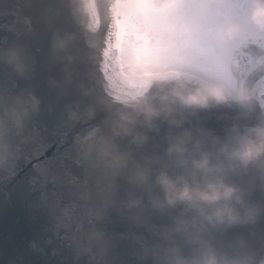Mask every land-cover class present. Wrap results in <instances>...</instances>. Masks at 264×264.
Returning a JSON list of instances; mask_svg holds the SVG:
<instances>
[{
  "label": "water",
  "instance_id": "1",
  "mask_svg": "<svg viewBox=\"0 0 264 264\" xmlns=\"http://www.w3.org/2000/svg\"><path fill=\"white\" fill-rule=\"evenodd\" d=\"M105 26L99 6L96 22L86 0H0V51H19L26 65L19 74L0 63V95L38 101L20 129L6 132L0 148V264H148L134 255L150 238L146 225L169 223L167 216L148 210L140 193L144 208L133 210L137 219L122 216L117 203L95 224L108 240L104 253L93 248L91 255L78 244L88 228L80 223L83 206L94 190V173L79 154L78 140L104 134L100 109L131 98L120 96L106 70ZM57 39L67 40L63 50H54ZM255 120L232 107L199 111L179 127L156 121L146 142L129 149L127 167L115 181L117 200L126 198L131 189L127 176L137 166L151 158L166 162L170 133L190 130L197 138L223 139L232 125ZM150 167L151 179L159 165ZM251 200L262 203L264 197L257 191ZM218 242L258 264L264 258V211L255 223L229 229Z\"/></svg>",
  "mask_w": 264,
  "mask_h": 264
},
{
  "label": "clouds",
  "instance_id": "2",
  "mask_svg": "<svg viewBox=\"0 0 264 264\" xmlns=\"http://www.w3.org/2000/svg\"><path fill=\"white\" fill-rule=\"evenodd\" d=\"M66 44L67 40L57 39L54 50H63ZM212 49L210 58L188 65L181 75L156 77L140 94L119 105L109 102L100 109L105 112L101 123L106 132L78 140L79 154L94 173V190L80 217V223L88 225L78 241L84 252L95 255L93 248L101 254L107 250L108 240L95 224L117 203L122 216L137 219L133 210H143L142 193L148 210L167 216L169 223L146 225L150 238L134 253L139 260L252 264L245 253L218 242V237L235 226L255 223L264 211V202L251 200L257 191L264 197V109L256 103L253 80L254 74L264 76V0H252L247 20L225 27ZM0 63L19 74L26 69L22 54L14 49L0 51ZM37 103L31 96L0 95V148L6 132L20 129ZM232 107L259 114L252 124L226 129L223 139L197 138L190 130L170 133L166 162L151 158L144 167L137 166L127 176L131 189L126 198L117 200L115 181L127 167L129 149L146 142V132L156 121L179 127L199 111ZM3 159L0 154V162ZM151 165H159V170L150 179ZM258 264H264V258Z\"/></svg>",
  "mask_w": 264,
  "mask_h": 264
},
{
  "label": "flooded vegetation",
  "instance_id": "3",
  "mask_svg": "<svg viewBox=\"0 0 264 264\" xmlns=\"http://www.w3.org/2000/svg\"><path fill=\"white\" fill-rule=\"evenodd\" d=\"M95 0H90L94 8ZM239 0H175L165 6L129 13L123 0H111L112 50L117 47L121 68L145 76L154 71L185 70L211 57L213 49L201 39L205 21L240 13L244 23L251 4L239 8ZM96 4V3H95ZM257 100L264 109V76L254 79Z\"/></svg>",
  "mask_w": 264,
  "mask_h": 264
},
{
  "label": "snow or ice",
  "instance_id": "4",
  "mask_svg": "<svg viewBox=\"0 0 264 264\" xmlns=\"http://www.w3.org/2000/svg\"><path fill=\"white\" fill-rule=\"evenodd\" d=\"M174 2L175 0H123L127 11L133 14L137 11H143L152 8L153 6H165ZM249 3H252V0H239L237 6L242 9L243 6L248 5ZM239 16L240 13L237 12L222 18L217 17L205 21V28L201 39L212 46L216 35L228 25L238 23Z\"/></svg>",
  "mask_w": 264,
  "mask_h": 264
},
{
  "label": "bare ground",
  "instance_id": "5",
  "mask_svg": "<svg viewBox=\"0 0 264 264\" xmlns=\"http://www.w3.org/2000/svg\"><path fill=\"white\" fill-rule=\"evenodd\" d=\"M130 76H133V75H130Z\"/></svg>",
  "mask_w": 264,
  "mask_h": 264
}]
</instances>
